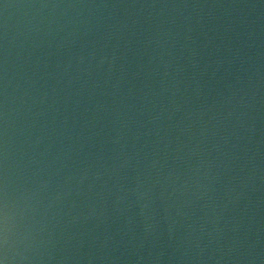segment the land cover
<instances>
[{
  "label": "water",
  "instance_id": "1",
  "mask_svg": "<svg viewBox=\"0 0 264 264\" xmlns=\"http://www.w3.org/2000/svg\"><path fill=\"white\" fill-rule=\"evenodd\" d=\"M5 264H264V0H0Z\"/></svg>",
  "mask_w": 264,
  "mask_h": 264
},
{
  "label": "snow or ice",
  "instance_id": "2",
  "mask_svg": "<svg viewBox=\"0 0 264 264\" xmlns=\"http://www.w3.org/2000/svg\"><path fill=\"white\" fill-rule=\"evenodd\" d=\"M0 264H4V261H3V259H0Z\"/></svg>",
  "mask_w": 264,
  "mask_h": 264
},
{
  "label": "clouds",
  "instance_id": "3",
  "mask_svg": "<svg viewBox=\"0 0 264 264\" xmlns=\"http://www.w3.org/2000/svg\"><path fill=\"white\" fill-rule=\"evenodd\" d=\"M4 261V260H3ZM4 264H5V261H4Z\"/></svg>",
  "mask_w": 264,
  "mask_h": 264
}]
</instances>
